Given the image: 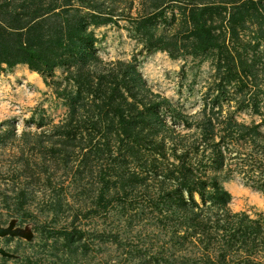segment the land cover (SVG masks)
Returning <instances> with one entry per match:
<instances>
[{
	"label": "rangeland",
	"instance_id": "obj_1",
	"mask_svg": "<svg viewBox=\"0 0 264 264\" xmlns=\"http://www.w3.org/2000/svg\"><path fill=\"white\" fill-rule=\"evenodd\" d=\"M25 1L0 0V9L58 5L55 11L77 8L95 14L88 18L98 21L88 24L95 57L81 68L65 64L46 73L27 63L1 66L0 221L7 226L15 220L33 237H0V246L15 254L0 257V264H264V189L255 186L264 179V37L257 26L248 24L239 39L229 43L235 56L236 50H244L251 42L249 57L260 60L257 79L242 74V79L228 82L227 70L212 52L173 56L164 49L147 48L139 20L164 8L168 21L158 18L156 34H175L181 30L179 12L186 8V0ZM161 1V7L154 6ZM256 40H261L259 46H254ZM124 72L141 77L146 101H169L178 120L163 112L174 130L158 135L164 154L143 146L136 147L141 151L135 156L125 151L127 162L120 163L128 173L136 172L144 179L133 189L120 183L111 187L108 194L114 200L103 209L101 170L113 172L115 155L121 150L112 138L113 156L100 151L99 139L104 137L89 126L100 118L96 113L99 96L85 84L88 77L96 82L101 74ZM244 98L247 102L241 104ZM219 112L243 127L223 139L224 125L215 129L214 140L225 155L223 169L217 170L202 166L219 153L212 146L205 149L200 133L205 116ZM183 153L196 176L218 174L231 195L217 215L208 212L212 227L204 233L201 221L194 228L195 221L187 224L185 220L189 213L169 209L165 199L160 202L164 189L177 185L171 177L164 179V172L175 169ZM194 198L199 206L210 203L203 204L198 192ZM217 218L221 225L215 227ZM239 219L259 233L254 247L251 239L243 243L245 247L222 240V225Z\"/></svg>",
	"mask_w": 264,
	"mask_h": 264
},
{
	"label": "trees",
	"instance_id": "obj_2",
	"mask_svg": "<svg viewBox=\"0 0 264 264\" xmlns=\"http://www.w3.org/2000/svg\"><path fill=\"white\" fill-rule=\"evenodd\" d=\"M27 1L25 2L27 3ZM186 1H188L186 8H182L183 10L179 12L183 20L181 30L175 34H156L158 18L161 17L162 20L168 21L164 8L159 11L153 10L139 20L138 28L143 33L147 48L164 49L173 56L182 53L202 55L212 52L219 60L218 65L227 70L225 79L228 82L233 79H242V74L247 79L252 78L255 81L254 79H257L259 75L258 61L260 60H257L256 56L249 57L247 48L251 47V42L244 45V50H236L235 56L230 51L229 43L233 44L235 39H239L241 30L248 24H255L258 28L257 31L264 37V0ZM162 3L163 1L156 2L154 6L159 8ZM58 7V5H49L43 9L40 5L28 10L26 8L19 10L18 6L14 9L7 7L0 9V70L3 64L12 67L18 63H27L32 68L46 73L65 64L69 65L68 68L70 65H78L81 68L87 63V60L95 57L91 48L93 34L88 31L90 22H98L88 19L91 16L95 17V14L83 13L77 8L72 12L68 8L55 11ZM260 44L261 40H256L254 46ZM98 78L96 82L91 77L86 79V87L88 86L87 88L92 93L99 96V110L96 113L100 117L99 120L94 119L88 124L91 129L100 132L101 137H104L103 140L99 139L103 144L100 146V151H107L110 158L113 156L109 149L113 141L112 138L116 139V142L119 143V150H121L120 154L115 155L114 158L117 162H114L113 165L117 163V169L116 166H113V172H108V168L101 170L102 184L99 201H102L101 206L106 209L111 204L110 201L114 200V197L108 194L111 187L120 183L123 188L133 189L139 180L144 179L139 177L136 172L128 173L127 168L123 163H120V161L127 162L125 151L127 150L135 156L141 151L136 147L143 146L164 154L165 147L159 142L158 135L160 131H174L167 122L164 113L171 114L175 122L178 119L166 99L160 102L145 100V94L142 95L141 91L142 80L137 74L132 75L128 72H124L122 75L117 73L113 75L101 74ZM103 79L108 80L103 82ZM246 84L243 82V85ZM246 102V98H244L241 104ZM257 106L255 107L258 108ZM220 114L219 112L217 115L214 113L213 117L205 116L201 122L200 133L201 139L206 145L205 149L212 146L219 153L217 158L209 156L211 162L202 164V166H213L217 170L223 169L225 155L220 148V142L214 140L215 129L219 125H224L223 130L226 133L221 136L223 139L236 134L243 127V124L235 119L224 118ZM200 144L202 142L196 145V150L199 149ZM181 155L183 156H179L182 162L175 169L164 172V179L170 180L171 177L177 185L174 189L167 190L165 188V195L162 194L163 198L161 196L160 202L165 199L163 201L169 205V209L179 208L181 213L186 212V214L184 213L186 216L189 213L190 216L185 217V220L187 218V224L190 221H195L194 228H197L201 221L200 230L204 233L206 229L212 227L208 212L212 211L213 215H217L219 210L222 211L227 205L231 195L222 185L218 174L207 178L196 176L192 169L193 164L184 161L186 154ZM220 156L221 160H219ZM217 161L218 165L215 164ZM151 168L154 169V166ZM108 175L110 176L108 177ZM113 177H116L117 180H113ZM209 184H211V188H209ZM255 186L264 189V179L255 183ZM185 192L188 197L185 196ZM194 192L201 195L203 204L207 201L210 203L199 206L194 198ZM194 206H199L198 212L195 211ZM202 217L206 221H203ZM198 218L200 220L196 222ZM219 218H217L215 227L221 225L218 221ZM245 224L243 220L239 219L235 223L228 221L222 225L225 230L222 240L227 239L229 246L240 242L243 247L247 244L246 240L251 239V244L254 247L259 233H255L256 229Z\"/></svg>",
	"mask_w": 264,
	"mask_h": 264
},
{
	"label": "water",
	"instance_id": "obj_3",
	"mask_svg": "<svg viewBox=\"0 0 264 264\" xmlns=\"http://www.w3.org/2000/svg\"><path fill=\"white\" fill-rule=\"evenodd\" d=\"M11 235L26 238L27 240L32 239L33 233L27 227H20L15 225V220L9 222L7 226H3L0 221V237ZM0 254L3 256L12 257L14 254L8 252L5 248L0 246Z\"/></svg>",
	"mask_w": 264,
	"mask_h": 264
},
{
	"label": "flooded vegetation",
	"instance_id": "obj_4",
	"mask_svg": "<svg viewBox=\"0 0 264 264\" xmlns=\"http://www.w3.org/2000/svg\"><path fill=\"white\" fill-rule=\"evenodd\" d=\"M2 224V223H1ZM3 226H5V225H3ZM6 236H10V235H6ZM3 237H5V236H3ZM3 248H5V247H3ZM6 249V248H5ZM7 250V249H6ZM8 252H9V250H7ZM10 253H12V252H10ZM13 254V253H12ZM0 257H7V258H14L15 257V254L12 256V257H10V256H3V255H1L0 254Z\"/></svg>",
	"mask_w": 264,
	"mask_h": 264
}]
</instances>
